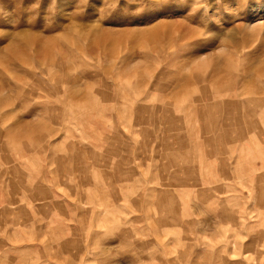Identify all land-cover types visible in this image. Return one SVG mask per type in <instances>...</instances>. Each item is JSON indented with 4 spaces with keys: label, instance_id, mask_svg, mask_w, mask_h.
<instances>
[{
    "label": "rangeland",
    "instance_id": "rangeland-1",
    "mask_svg": "<svg viewBox=\"0 0 264 264\" xmlns=\"http://www.w3.org/2000/svg\"><path fill=\"white\" fill-rule=\"evenodd\" d=\"M0 264H264V0H0Z\"/></svg>",
    "mask_w": 264,
    "mask_h": 264
}]
</instances>
